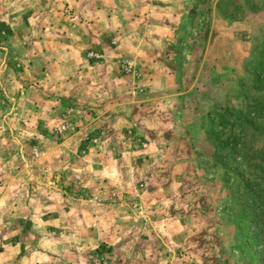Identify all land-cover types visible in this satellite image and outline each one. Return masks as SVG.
Here are the masks:
<instances>
[{"label": "rangeland", "instance_id": "374dc122", "mask_svg": "<svg viewBox=\"0 0 264 264\" xmlns=\"http://www.w3.org/2000/svg\"><path fill=\"white\" fill-rule=\"evenodd\" d=\"M263 148L264 0H0L3 264H264Z\"/></svg>", "mask_w": 264, "mask_h": 264}, {"label": "trees", "instance_id": "16d2710c", "mask_svg": "<svg viewBox=\"0 0 264 264\" xmlns=\"http://www.w3.org/2000/svg\"><path fill=\"white\" fill-rule=\"evenodd\" d=\"M234 143H233L234 145H232L233 146L232 149L237 150L238 153H240L239 155H242L241 157L243 158L242 153H244L245 150L241 151V149H237L236 148V142H234ZM253 151H254V153L252 156H254L256 158L257 165L262 166L260 171L256 170L254 173V176L259 179V182H254L253 187L260 186L262 183V188H259V190H255V189L251 188L248 192L249 194H248L247 198L250 199V201L253 204L258 203V204H262L264 206V186H263L264 185V148L263 149H256ZM260 173H261V175H260ZM263 222H264V219H263ZM260 239L262 240L263 245H264V230L263 229L261 231Z\"/></svg>", "mask_w": 264, "mask_h": 264}, {"label": "crops", "instance_id": "0c3cea01", "mask_svg": "<svg viewBox=\"0 0 264 264\" xmlns=\"http://www.w3.org/2000/svg\"><path fill=\"white\" fill-rule=\"evenodd\" d=\"M149 4H152V3H149ZM14 215H15V213H14ZM0 248H2L1 244H0ZM0 264H3V262H2V256H0Z\"/></svg>", "mask_w": 264, "mask_h": 264}]
</instances>
